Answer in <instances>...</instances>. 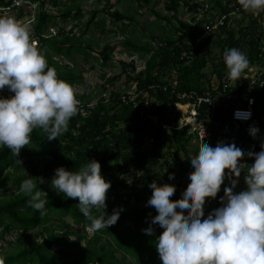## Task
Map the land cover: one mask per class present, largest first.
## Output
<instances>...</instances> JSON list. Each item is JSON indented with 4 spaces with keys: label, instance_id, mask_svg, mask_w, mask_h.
Listing matches in <instances>:
<instances>
[{
    "label": "trees",
    "instance_id": "obj_1",
    "mask_svg": "<svg viewBox=\"0 0 264 264\" xmlns=\"http://www.w3.org/2000/svg\"><path fill=\"white\" fill-rule=\"evenodd\" d=\"M188 1L167 0L166 10L175 15L181 6L188 5L185 6L187 11L196 6L194 13L198 14L202 4L191 0L193 3L189 5ZM11 2L0 0V6ZM56 2L53 1L52 9H57ZM213 5L221 11L219 19H224V26L212 39L206 37L198 41L195 26L179 20L175 15L172 18L176 25L171 23L172 18L163 17L166 22H170L171 30L160 38L153 37L158 41L155 47L138 40H123L122 46H128L145 58L144 68L134 77L136 89L131 99L128 94L121 97L116 93L95 101L92 94H77L80 110L71 118L66 133L48 140L42 130H34L31 144L23 146L18 155L7 147L0 148V259L5 264H161L154 246L155 236L146 234L142 229L149 226L150 217L155 214V209L146 203L152 194L148 185L153 180L172 183L182 173L191 171L189 159L192 154L186 147L190 137H186L185 130L171 132L161 124L167 111L178 102L176 95L181 92H196L203 96L211 94L217 103V111L209 123L211 131L220 133L225 143L234 142L241 148L256 140L257 148L253 151H260V142L264 139V87L250 94L254 98L253 118L242 124L228 119L231 107L239 104L231 98H224L223 93L219 95L221 91L216 85L227 74V67L222 60L224 51L231 47L240 48L247 54L250 65L245 70L246 77L235 80V86L230 87L224 96L242 95L244 84L252 73L250 69L264 61V12L259 15L248 13L235 0H225L224 3L216 0ZM111 7L109 0H106L105 7L100 11L95 9L92 18L85 22H80L83 14L79 4L67 6L55 15V12L44 9L41 3L35 15L31 27L33 36L41 43L38 47L46 55L49 65L56 68L60 77L73 87L80 84L84 77V70L76 61L77 55L101 60L102 66L108 63L112 55L113 46L109 43L100 46L97 40L85 37L89 26L94 23V28L103 32L109 19L110 23L119 25L118 29L125 31L135 23L134 11L120 12ZM231 12L240 16L237 20L239 29L230 24ZM22 13V10L17 11V16H23ZM98 13H103V17L96 19ZM153 13L160 17L159 12ZM55 18L77 20V25H84V30L77 35L75 27L68 31L61 28L54 35L44 36L48 25ZM191 20L197 21L196 17ZM207 20L203 18L199 23ZM154 24L159 25L157 22ZM211 45L219 48L220 52L216 54L217 63L213 64L210 75L204 69L213 61L209 57ZM94 51H98L101 58L93 55ZM122 66L125 71L127 67L135 71L133 63L129 65L122 62ZM165 76L169 78L165 79ZM172 81L177 82V85H170L164 90L163 87ZM153 84L158 87H151ZM0 95H8V92L0 91ZM123 97L127 98L126 101H123ZM245 102L242 99L240 101L241 105ZM199 110L202 117L208 107L202 104ZM252 125L260 129L256 138L249 132ZM146 134L156 137L154 144L147 153L138 152L141 139ZM249 135L250 138H247ZM170 139L175 140L177 145L172 150L173 161L164 171L159 159L168 154L164 145ZM181 150L185 154L184 163L177 156ZM88 158L97 159L101 163L102 174L111 181L106 211L111 213L114 208H123L116 224L92 235L87 231V219L77 206L78 198L65 197L50 186L56 167L78 170ZM245 162L251 164L254 157ZM176 164H179L182 173L176 172ZM134 167L141 169L139 174L138 170L134 171ZM169 173H176L174 179H169ZM29 176L36 179L37 186L47 192L48 211L44 216L27 205L28 197L20 191L22 180ZM41 176L46 181L43 184H39L38 177ZM128 179H131L130 183ZM225 185H229L227 179L215 199L206 198L209 204L205 206V216L221 206L219 197L224 195ZM245 187V182L238 183L234 191ZM180 194L176 188L173 199H180ZM96 214L99 215V211ZM36 229L39 240H33L32 237L31 232ZM15 231L17 237L14 243L10 240L7 246L1 243ZM159 231L157 226V234ZM53 246H58L55 252L51 250Z\"/></svg>",
    "mask_w": 264,
    "mask_h": 264
},
{
    "label": "clouds",
    "instance_id": "obj_2",
    "mask_svg": "<svg viewBox=\"0 0 264 264\" xmlns=\"http://www.w3.org/2000/svg\"><path fill=\"white\" fill-rule=\"evenodd\" d=\"M235 2L253 15L264 12V0ZM14 3L18 6L22 0H14ZM19 10L24 15L32 13L24 12L23 5L11 14L7 9H0V91L7 87L10 92V95H0V148L7 147L15 155L23 146L31 144L34 130H42L48 140L66 133L71 118L80 110L76 89L49 65L46 55L34 42L31 24L15 16ZM191 19L183 21L195 26L198 41L206 34L218 33L224 26L221 18L223 24L214 28L221 20L219 16L207 17L205 23ZM222 60L229 80L246 77L250 60L243 50L228 48ZM235 116L248 119L251 110L237 109ZM237 122L249 121L234 123ZM249 132L256 138L260 129L252 125ZM151 136L146 134L141 139L138 152L147 153L151 149L154 142L141 147ZM260 149L245 151L234 142L225 143L221 135L212 146L202 142L194 153L188 150L192 154L190 173L182 174L172 183L153 180L148 185L152 194L146 203L155 209V214L151 215L149 226L142 230L155 236L154 246L161 264H264V139ZM194 154L198 155L194 157ZM245 156L254 157V162H243ZM180 160L184 163L185 159ZM172 161L161 157L159 164L164 165L166 171ZM178 167L180 169L179 164ZM134 171L139 174L141 169L134 167ZM242 171L246 187L237 192L234 189ZM175 174L169 173V179H174ZM38 178L39 184L46 182L44 177ZM226 179L230 186L225 185L224 195L219 197L221 206L205 216V206L209 204L206 198L215 199ZM128 181L130 183L131 179ZM50 186L65 197L78 198L77 206L88 221L86 227L90 235L116 224L123 211L122 207L114 208L111 213L106 211L111 181L104 177L101 163L95 158H88L78 170L56 167ZM176 188L182 196L178 200L173 199ZM20 191L28 197L29 207L38 210L40 216L47 214V192L37 186L36 179L31 176L23 179ZM0 264H5L3 259Z\"/></svg>",
    "mask_w": 264,
    "mask_h": 264
},
{
    "label": "rangeland",
    "instance_id": "obj_3",
    "mask_svg": "<svg viewBox=\"0 0 264 264\" xmlns=\"http://www.w3.org/2000/svg\"><path fill=\"white\" fill-rule=\"evenodd\" d=\"M6 1V0H5ZM54 1V0H53ZM53 1H51V4H49V7L54 6ZM194 3H201L202 7L201 10L198 12V14H195L196 6L186 10L188 5H183L179 8L178 12L175 14L176 17L179 20H189L192 17H196L197 21L207 18L210 16V18L214 19L217 18L220 15L219 8H216L213 4L216 0H193ZM193 1L189 0V5L193 3ZM222 3L225 2V0H220ZM106 0H57L56 7L57 9L50 8L51 13L55 12L56 14H59L61 9H64L67 6H70L72 4H79L82 10L83 17L80 22H85L92 18L93 11L95 9L102 10L103 6L105 7ZM166 4L167 0H147V2L142 1L141 3H137L135 0H109V5L112 6V10L116 9L120 12L125 11H134L135 12V23L131 26H129L125 31H122L119 28V25L110 23L109 19L106 21V26L103 29V32H101L98 29H95V24L92 23L87 32L85 33V37L95 39L98 41L100 46H103L105 43H109L111 46H113L112 55L110 57V60L105 66L101 65V60H95L93 58H85L84 55H77L76 61L79 63V65L84 70V77L80 84H77L74 86L76 89V92L78 95L82 94H92L93 100H98L100 98H108L109 96L119 93L120 96H124L128 94L130 98L134 95V91L136 89V84L134 82V77L137 75L139 70H142L144 67V61L145 58L142 57L140 54H137L133 52L128 46L123 45L122 42L125 39H131V40H138L142 43L151 44L152 46H156L155 44L158 42L157 40H154L153 37L160 38L164 33L171 30L170 28V22H166L163 17L172 18L175 17L173 13L166 10ZM213 5V6H212ZM189 7V6H188ZM153 11H157L160 13V17H157ZM103 12V11H102ZM11 14V13H10ZM13 15V14H12ZM15 16L22 21L29 22L32 26V23L34 21V14L29 13V15H21V17L17 16V13H15ZM102 18L103 13H98L96 19ZM162 18V19H161ZM230 18L232 19V22L230 24L232 26H236L237 29H239L240 25L237 24V20L240 18L237 14L231 13ZM95 19V20H96ZM79 21L73 20V19H67L62 20L61 18H55L52 20V22L48 25V28L44 32V36H50L54 35L58 32L59 29L65 28L70 29L74 28V32L78 35V32H82L84 30V25L80 24L77 25ZM154 22L159 23L158 26L154 24ZM245 23L247 21H244ZM171 23L176 25V21L172 18ZM244 25V24H243ZM264 27V23H263ZM214 33H210L209 35L206 34L204 38H214ZM206 38V39H207ZM34 42L41 46V43L39 40L35 39L33 36ZM205 39V40H206ZM212 51L209 55L212 62L204 69L205 72L208 74H212L213 71V64L217 63V60H215L216 54L220 52L219 48L214 47V45L210 46ZM100 50V49H99ZM93 55L96 57H100L98 51H94ZM122 62L125 64H132L135 67V71L131 70L129 67L126 68L127 71L124 70L122 66ZM228 69H226L225 73H227ZM117 76H119L117 78ZM117 78V79H115ZM8 92V95H10V92ZM170 116L166 117L168 121L174 120L173 116L171 114H168ZM173 124V123H170ZM264 136V135H263ZM250 138V135L247 137ZM177 142L173 139L168 140L166 145H164L165 150H168V154L164 155L165 161H171L173 159L172 150L176 148ZM163 147V150H164ZM187 150H189L191 153L195 152V144L190 141L186 144ZM257 148V141L254 140L252 143L242 146V149L245 151L248 150H254ZM261 150V149H260ZM184 152H179L177 156H179L180 159H182ZM250 157H243L242 161L245 162V160H248ZM25 160V159H24ZM253 163V162H252ZM164 166V165H163ZM176 172H179V167L176 164L175 165ZM228 171L227 169L225 170ZM182 173V171L180 170ZM184 174V173H182ZM244 173H241V176L238 178L239 183H244ZM235 178V177H234ZM180 182L185 183V181L180 180ZM174 184V183H173ZM70 221V219H69ZM32 237L33 240H39V237L37 234V229L32 231ZM17 237V233L12 232L10 235H7L4 239V241H1L5 246H7V242L10 240L11 242H15V239ZM58 249V246H53L51 248L52 251H56ZM117 255H119L117 253ZM130 259V257H129ZM128 262V261H127Z\"/></svg>",
    "mask_w": 264,
    "mask_h": 264
},
{
    "label": "built area",
    "instance_id": "obj_4",
    "mask_svg": "<svg viewBox=\"0 0 264 264\" xmlns=\"http://www.w3.org/2000/svg\"><path fill=\"white\" fill-rule=\"evenodd\" d=\"M41 1H43V7L50 8L49 4H51V0H22V3L18 6L14 3V0H12V3L0 6V9H7L9 13H12L18 10L23 5L24 12L30 10L32 13H35L39 10L41 6ZM222 24L223 20L221 19L214 25V28L219 27ZM235 83L236 81L229 80L226 74L221 79V81L218 82L216 88H218V86L220 88L221 93H218L219 95L223 93L224 98H231L233 102L237 101V104H239L231 107L228 119L231 122L241 121L245 123L247 121H250L253 117L254 98L250 94H252L253 91H255L256 89L260 90L264 87V61H262L258 66L253 69L252 74L249 76V78L244 84L242 95L230 94L228 96H224V94L230 87L235 86ZM170 85L174 86L176 85V82L174 81L173 83L164 86L163 89L166 90L167 87ZM151 87L155 88L158 87V85L153 84ZM176 96L179 101L176 103V105H174V107H171L165 114V116L169 118L170 116L168 114H171L174 120L168 121L167 119H164L161 124L164 125L166 129L171 132L173 130H185L186 137H190V141L197 145V149L199 148V145L202 142L212 146L216 141L220 140L221 134L212 132L209 126L210 121H212L217 111V103L214 97L211 94L203 96L197 94L196 92H181ZM126 99L127 98L123 97V101H126ZM241 99L246 101L244 105H241ZM250 101L253 102L250 103ZM202 104L207 105L208 111L204 112L205 115L200 117L201 112L199 110V106ZM237 109H250L251 117L248 119L237 118L235 116V112ZM154 140L155 136L152 135L151 137H149V141L143 142L141 147L145 148L148 142L152 143L154 142Z\"/></svg>",
    "mask_w": 264,
    "mask_h": 264
},
{
    "label": "bare ground",
    "instance_id": "obj_5",
    "mask_svg": "<svg viewBox=\"0 0 264 264\" xmlns=\"http://www.w3.org/2000/svg\"><path fill=\"white\" fill-rule=\"evenodd\" d=\"M7 89L5 88L4 90H2V91H6ZM48 143V142H47Z\"/></svg>",
    "mask_w": 264,
    "mask_h": 264
}]
</instances>
